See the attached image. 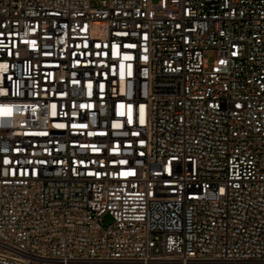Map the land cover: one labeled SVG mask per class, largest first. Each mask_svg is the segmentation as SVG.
Here are the masks:
<instances>
[{
  "label": "built area",
  "instance_id": "obj_1",
  "mask_svg": "<svg viewBox=\"0 0 264 264\" xmlns=\"http://www.w3.org/2000/svg\"><path fill=\"white\" fill-rule=\"evenodd\" d=\"M0 264H264V0H0Z\"/></svg>",
  "mask_w": 264,
  "mask_h": 264
},
{
  "label": "rangeland",
  "instance_id": "obj_2",
  "mask_svg": "<svg viewBox=\"0 0 264 264\" xmlns=\"http://www.w3.org/2000/svg\"><path fill=\"white\" fill-rule=\"evenodd\" d=\"M154 2H156L157 0H153ZM209 59H211V56L208 57ZM105 224L108 225L111 222V219L109 217H105Z\"/></svg>",
  "mask_w": 264,
  "mask_h": 264
}]
</instances>
